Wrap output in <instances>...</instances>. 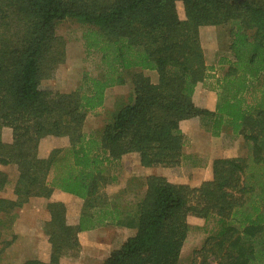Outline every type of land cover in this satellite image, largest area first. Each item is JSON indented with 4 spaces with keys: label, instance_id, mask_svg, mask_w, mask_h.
Here are the masks:
<instances>
[{
    "label": "trees",
    "instance_id": "obj_1",
    "mask_svg": "<svg viewBox=\"0 0 264 264\" xmlns=\"http://www.w3.org/2000/svg\"><path fill=\"white\" fill-rule=\"evenodd\" d=\"M65 20L84 26L85 53L98 55L103 70L85 75L70 93L42 86L65 59L56 34ZM204 26L227 28L232 58L207 65ZM217 69L224 70L218 78L211 74ZM146 72H155L157 83ZM212 78L216 106L209 111L193 96ZM129 80V100L102 130L86 133V119L104 106L107 90ZM193 118L210 124L213 136L225 129L242 137L246 157L214 160L212 179L195 188L149 176L134 209L109 195L117 182L110 169L127 154L145 168L181 166L189 138L180 124ZM3 128L12 129V143H4ZM48 136L66 138L67 149L40 157ZM0 165H15L18 174L15 199L1 198L0 213L11 215L54 190L83 201L77 226L67 224L62 203L48 205L51 221L39 226L49 260L23 264L77 258L79 233L105 226L136 233L102 264H179L190 217L218 226L192 264H264V0H0ZM8 184L0 171V191ZM9 244L0 240V255Z\"/></svg>",
    "mask_w": 264,
    "mask_h": 264
},
{
    "label": "rangeland",
    "instance_id": "obj_2",
    "mask_svg": "<svg viewBox=\"0 0 264 264\" xmlns=\"http://www.w3.org/2000/svg\"><path fill=\"white\" fill-rule=\"evenodd\" d=\"M182 14V13H181ZM210 28L206 34V40L208 45H210L207 49V62L208 66H215L218 59L220 57H228L232 58V54L229 50L230 36L228 34V30L225 27H213ZM84 26L76 20H65L56 24V34L59 36L64 43L65 49V59L62 63H59L53 71H50L51 77L45 79L42 82V86L44 88L55 89L56 91H60L62 93H70L77 91L81 85L82 80L85 75H89L92 77H99L102 75L103 70L100 64V58L98 55L87 56L85 53L84 42L82 39V35L84 32ZM212 42V45L210 44ZM205 54V53H204ZM224 70H215L211 72L213 76L220 77L223 74ZM147 76L153 80L155 73H146ZM155 74V75H154ZM215 78L208 80L205 84L200 85V91H210L214 94L212 97L206 95L205 97L202 95H198V101H211L216 106V92L215 88ZM208 93V92H207ZM132 94V85L129 80L124 86H115L107 90L106 95L108 99V103L112 107L115 105V109L104 108L102 111H98L94 114H90L86 122L84 124V131L86 133H97L105 126L109 121V117L112 113H114L124 102L129 100ZM206 99V100H205ZM203 109V108H202ZM188 124V123H187ZM206 123L203 118H196V121L188 124L187 127H184L186 131H189L193 134L197 129H200L202 132L207 133L208 139L211 138L212 142H208V154L210 153V158L205 159V157L199 155H189L176 172V175H180L178 177V181H188L193 184L199 183L205 178L206 167L205 160L211 161L214 155L223 156L225 155H234L237 154L238 157H246L248 150L246 143L243 138L239 141V137H233L231 130L222 131L219 136H213L208 128H211V125ZM210 136V137H209ZM69 143L66 138H54V137H45L41 140L40 146L41 150L39 152V156H47L52 152L53 149H63L66 150ZM121 161L114 165L110 170L112 173H116L120 177V183L122 182V186L113 185L112 188L108 189L109 195L114 198H119L120 203L123 206H127L129 209H134L137 203V199L139 196L141 197V186L143 185V179H135L129 178L122 170ZM199 168L201 169V174L199 172ZM1 171V170H0ZM17 169L11 168L7 169L6 174L15 173ZM176 171V170H175ZM174 171V172H175ZM3 172V171H1ZM18 176V174H17ZM130 180V182H129ZM130 187V185H132ZM15 213L11 216L3 218L5 220V224H10L15 220ZM190 230L187 236V239L184 243L180 263L179 264H192L194 251L198 250L202 247L207 238L218 231L217 222L215 220H203L194 218L189 220ZM7 229V230H5ZM10 228L8 226L0 225V240L2 242H11L15 235L9 231ZM131 232H119L116 234V239H114L119 246L122 241L126 240L130 237ZM115 238V237H114ZM43 249V248H42ZM45 253V252H44ZM81 256V253H80ZM72 259V260H70ZM77 259V258H76ZM75 258H69L68 262H76ZM79 259V258H78Z\"/></svg>",
    "mask_w": 264,
    "mask_h": 264
},
{
    "label": "crops",
    "instance_id": "obj_3",
    "mask_svg": "<svg viewBox=\"0 0 264 264\" xmlns=\"http://www.w3.org/2000/svg\"><path fill=\"white\" fill-rule=\"evenodd\" d=\"M210 28L212 27L204 26L200 28V40H201L202 48L205 53V59L207 65H208L207 58H209L207 54V49L210 45H208L205 34ZM210 44L212 45V42H210ZM149 73H155V72H149ZM153 78L154 79L152 80V82L157 83L158 81L157 74ZM200 85L201 84H199L195 90L193 96L194 103L200 108L207 109L209 111H214L215 103L213 104L210 100L204 102L198 101V95H202L204 93L203 94L204 97L206 95L212 97L213 95L214 98L215 93H212L210 91H204V92L200 91L199 88ZM104 108L115 109V105L111 107L110 104L108 103L107 96H105L104 106L101 109H98L96 112L102 111L104 110ZM194 121H196V118L182 121L180 124L181 129L189 138V144L184 148V153L186 156H188V158L189 155H199L205 157V159L210 158V153L208 154L207 150H210L208 149V142L209 140L210 142H212V140L211 138L208 139L207 133L202 132L200 129H197L192 134L191 132L186 131V129L184 128L187 127L188 124L190 125L191 123H193ZM2 139L4 143L7 144L12 143L13 141L12 129L3 128ZM240 140L241 138L239 137V141ZM40 150H41V146L39 148V152ZM48 155L43 157L40 156V157L45 158L48 157ZM234 157H238L236 153L234 155H229V154L225 155V158H234ZM220 158H223V156L214 155L212 157L211 155V161L205 160V163H207V165L205 164L206 167L205 178L199 183H195V184L188 181L186 182L181 180L178 181V177L180 175H176V172L179 171L178 168L180 166L175 168H163V167L145 168L141 165L139 157L134 154H127L123 156L121 159V163L122 165L125 166L122 167L123 172L130 179L131 178L141 179V180L143 179L142 180L143 185L141 186V197L139 196L137 201L135 200V202L138 204L146 193V189H147L146 179L149 176H153V175L162 176L167 178L171 183L185 184L193 188L199 187L202 182L212 179L213 161ZM11 168H15L16 170L15 165H9V166L0 165V170L6 173H7V169H11ZM199 172L201 173L200 168H199ZM111 174L117 178V182L115 183V186H118V188L119 185L122 186V182L120 183L119 175L112 172ZM8 176H9V184L3 190L0 191V199L1 198L15 199L13 188L18 177L17 171H15L13 175L9 174ZM132 186L133 184L130 185V187ZM51 203H62L65 206L66 222L69 226H77L79 224L83 201L73 195L64 193L60 190H54L53 194L48 199L31 198L29 202L26 203L22 208L17 209L14 212L16 216L15 220L12 221V223H10L9 225L5 224V220L3 218L11 216L12 214L6 215L0 213V225L8 226L10 228L9 231H11V233L15 235L13 240L10 242L9 246L6 247L2 252V254L0 255V264H23L31 259H40L45 262L49 260V251H50L49 243L47 240V236L44 232V229L39 226V223L51 221V214L48 210V205ZM190 218L194 219V217H190ZM125 231L131 232L130 237H132L136 233L135 229H127L117 226H105L93 230L80 232L78 235V240L81 248L80 251L81 256L79 254L77 259L75 258L76 262L74 263L68 262L69 261L68 257L63 258L60 264H102L108 258V256L112 251L119 249L127 241L128 238L122 241L119 246H117L118 244L115 243L116 241L114 240L116 239L117 233L119 232L123 233Z\"/></svg>",
    "mask_w": 264,
    "mask_h": 264
}]
</instances>
